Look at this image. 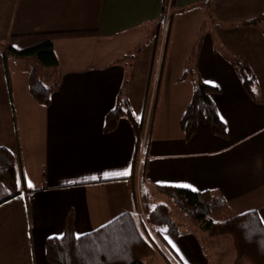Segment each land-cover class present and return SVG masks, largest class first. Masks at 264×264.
<instances>
[{
  "label": "crops",
  "instance_id": "1",
  "mask_svg": "<svg viewBox=\"0 0 264 264\" xmlns=\"http://www.w3.org/2000/svg\"><path fill=\"white\" fill-rule=\"evenodd\" d=\"M171 7L179 17L195 8L219 27L202 38L193 74L190 45L168 69L165 57L155 114L143 133L140 121L136 155L129 121L121 118L105 134L104 118L139 47L171 20L163 17ZM258 16L264 0H0V53L50 41L57 59L48 107L29 94L30 60L5 62L0 146L14 156L17 195L0 185V264H47L45 242L61 237L67 224L77 237L123 214H141L142 191L150 196L157 187L218 193L229 215L255 211L264 226V31L237 25ZM233 58L248 68L250 90ZM198 83L214 90L210 100L225 137L200 123L185 139L179 123ZM125 98L133 115L135 105ZM201 235L192 230L163 243L179 262L207 264ZM152 257L149 264H162Z\"/></svg>",
  "mask_w": 264,
  "mask_h": 264
},
{
  "label": "trees",
  "instance_id": "2",
  "mask_svg": "<svg viewBox=\"0 0 264 264\" xmlns=\"http://www.w3.org/2000/svg\"><path fill=\"white\" fill-rule=\"evenodd\" d=\"M262 21L264 16H258L243 25L256 26ZM2 57L4 62L8 58L35 59L43 69L57 67V59L50 41L20 51L6 47ZM234 65L244 86L250 90L254 82L248 68L240 61L234 62ZM28 86L29 94L37 104L43 107L50 105L55 86L43 85L35 69L30 71ZM126 90L124 84L115 99L113 109L104 118L103 133L113 132L119 120L125 118L135 131L137 155L141 123L132 115L125 98ZM213 92V89L201 83L194 88L191 102L179 123L185 139L188 140L196 132L200 123L206 124L213 136L225 137V129L210 100ZM136 158L137 156L135 160ZM16 184L14 156L8 149L0 146V185L14 193L11 196L13 198L17 195ZM155 191L167 197L172 207L207 237L213 239L229 236L234 250V264H264V226L255 211L229 215L225 201L215 192L196 193L171 187H157ZM149 197L143 190V218L139 214H123L104 227L79 238L73 236L70 225L67 224L61 237L45 242V261L47 264H144L159 251L165 264H174L164 255L152 233L162 242L165 237L174 239L181 233L173 221L170 208L164 204H147ZM217 212H222V219H211L210 215Z\"/></svg>",
  "mask_w": 264,
  "mask_h": 264
},
{
  "label": "rangeland",
  "instance_id": "3",
  "mask_svg": "<svg viewBox=\"0 0 264 264\" xmlns=\"http://www.w3.org/2000/svg\"><path fill=\"white\" fill-rule=\"evenodd\" d=\"M205 3L206 1L204 2V4ZM207 13L205 12L204 15H207ZM164 16H170L171 20L167 21L165 25L162 24L158 34H154L150 37L151 42L145 44L147 45L145 46V48L139 45V51H141V49L143 50L138 57L137 64L133 67V71L129 70L126 67V85H128V82L130 81V86L127 90L126 96L130 98V101H133L131 102V104L133 103L135 105V108L133 109L134 118L138 120V122L142 121V133L143 129L145 128L146 122H149V124L151 125L150 120H152V117L155 114L157 105L156 102L158 101L159 97L158 92L160 89V80L163 71L162 66L165 57V69H168L169 64L171 62L173 63V59H175L176 54L180 53L181 50L185 51V48L190 45L191 47H193V50L191 51V60H189L188 69H190L189 75L193 74L192 69L195 68V57L199 51V45L200 43H202L201 40L204 37L205 33L213 34V31L215 30V28H213V24L214 26L216 24L213 23L215 21L211 17H208L207 19L206 16L204 17V19H202L201 15H199V13L196 12L195 8L192 7L189 8V13H185V15H182L180 17L177 13L176 8L171 7V9H169L168 11L165 10L163 12V17ZM237 25L239 27L245 26L243 25V23ZM256 26L257 28H260L264 31L263 22L258 23ZM215 27L219 26L216 24ZM154 31H156V29ZM167 40L168 43L166 46ZM1 51L2 50L0 48V52ZM135 52H133V54ZM2 55L3 54L0 53V64L2 63L0 65V84H7V80L10 79V76L7 72V68L5 62L3 61ZM134 55L137 56L138 54L135 53ZM230 55L231 54L227 51L226 56L229 57ZM231 61L236 62L238 60L233 58ZM29 65L31 69H35L37 71L38 79L43 83V85L49 86L53 84L56 68L52 70L43 69L35 59L30 60ZM130 66L132 67V63ZM193 78L195 79V77ZM190 81L191 79L189 78V83ZM4 96V102H6L8 105V103L10 102L8 98L9 93L7 91L4 92ZM0 102L3 103V99L1 97ZM12 127H14L13 123ZM147 204L167 205L171 210L173 221L177 225L181 234H187L192 230H198L197 227L193 223L189 222L183 214H180L176 209L172 207L170 200L167 197L162 196L156 192H152L150 193V197L147 199ZM140 213L141 214L138 213L139 216L143 218L142 208ZM220 216H222V212H217L212 213L210 215V218L213 220L222 219ZM152 237L158 243L160 249H162V252L169 260L174 261V264H184L182 262H179L171 252V250L166 246V244L161 240L156 239L153 233ZM198 242L203 252V256L207 261V264H234V250L229 236H220L212 239L207 237V235L203 233V235L200 236ZM153 256L154 257L152 258H155L162 262V264H164L159 251L155 252ZM151 261V258H149L144 262V264H149V262Z\"/></svg>",
  "mask_w": 264,
  "mask_h": 264
},
{
  "label": "snow or ice",
  "instance_id": "4",
  "mask_svg": "<svg viewBox=\"0 0 264 264\" xmlns=\"http://www.w3.org/2000/svg\"><path fill=\"white\" fill-rule=\"evenodd\" d=\"M210 83H213V85H214V82H210ZM123 174L126 175L127 173H123ZM27 186H28L29 188H32V187H33V185H32L30 182L28 183ZM178 186H181V187H190V188L192 187L191 185H188V184H181V185H178ZM192 190H193V191H196L197 189L192 188ZM80 235H81L80 233H77V234H76L77 238H79Z\"/></svg>",
  "mask_w": 264,
  "mask_h": 264
}]
</instances>
